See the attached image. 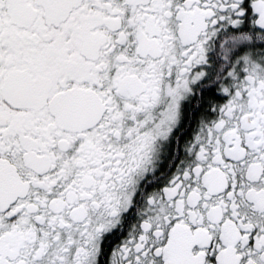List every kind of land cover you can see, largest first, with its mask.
Returning <instances> with one entry per match:
<instances>
[{"label": "snow or ice", "instance_id": "6c2138e0", "mask_svg": "<svg viewBox=\"0 0 264 264\" xmlns=\"http://www.w3.org/2000/svg\"><path fill=\"white\" fill-rule=\"evenodd\" d=\"M0 264H264V0H0Z\"/></svg>", "mask_w": 264, "mask_h": 264}]
</instances>
